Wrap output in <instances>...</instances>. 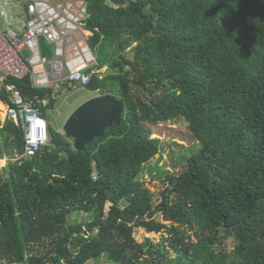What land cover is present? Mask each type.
<instances>
[{
	"label": "trees",
	"instance_id": "trees-1",
	"mask_svg": "<svg viewBox=\"0 0 264 264\" xmlns=\"http://www.w3.org/2000/svg\"><path fill=\"white\" fill-rule=\"evenodd\" d=\"M84 2L88 44L110 71L86 89L123 101L121 124L84 151L49 126L47 146L0 172V261L264 264V0ZM6 83L54 106L28 75ZM179 118L200 147L165 173L157 202L138 178L161 145L147 124ZM14 150L23 133L5 119L0 159ZM76 211L87 221L69 222ZM137 228L161 239L138 242Z\"/></svg>",
	"mask_w": 264,
	"mask_h": 264
},
{
	"label": "built area",
	"instance_id": "built-area-1",
	"mask_svg": "<svg viewBox=\"0 0 264 264\" xmlns=\"http://www.w3.org/2000/svg\"><path fill=\"white\" fill-rule=\"evenodd\" d=\"M2 1L0 96L4 91L9 98L8 104L3 102L5 119L12 121L23 133V151H14L10 158L20 165L48 144L49 122L41 108L48 107L49 98L24 97L6 80L28 75L32 87L51 89L54 98L57 97L56 87H61L63 93L86 88L93 76L102 80L108 67L106 64L98 66L95 52L88 44L91 32L84 27L88 15L84 0H62L56 4L49 0H24L16 17L9 9L2 8ZM42 41L51 46V58L43 53ZM24 50L27 57L22 54ZM0 264L16 262L2 260Z\"/></svg>",
	"mask_w": 264,
	"mask_h": 264
},
{
	"label": "rangeland",
	"instance_id": "rangeland-1",
	"mask_svg": "<svg viewBox=\"0 0 264 264\" xmlns=\"http://www.w3.org/2000/svg\"><path fill=\"white\" fill-rule=\"evenodd\" d=\"M23 1L24 0H3L2 8L9 9L13 16L16 17L22 10ZM49 1L56 4L62 0ZM135 45L136 43H132L126 51ZM108 72L110 71L108 70ZM108 72H106V74ZM54 92L57 94V97H54V99H56L54 106L52 108L49 106L42 107L44 110L42 115L49 122V126L62 134L64 133L62 126L65 120L78 105L91 97L103 94L100 91H89L86 88L70 89L66 93H63L61 87H56ZM0 106H2V109H0V121L3 122L5 120V105L1 100ZM147 126L152 130V137H157L161 140V145L158 154L145 163L138 178L145 181L147 188L150 189L154 199L158 202L160 200L158 198H161V193L168 185L165 173H178L181 171L185 159L196 152L200 144L193 137L187 122L183 118L159 123L155 126L147 124ZM4 160L5 166L0 168V172L13 161L8 157H5ZM157 218L160 219L159 216H157ZM68 221L71 223L86 222L87 214L82 211L73 212L68 216ZM134 236L138 242H143L148 238L153 243H157L161 239L159 234L147 233L143 228H137ZM223 246L227 251H230L234 246L233 238H226L223 242ZM86 264H107V260L104 256H101L97 260H89Z\"/></svg>",
	"mask_w": 264,
	"mask_h": 264
},
{
	"label": "water",
	"instance_id": "water-1",
	"mask_svg": "<svg viewBox=\"0 0 264 264\" xmlns=\"http://www.w3.org/2000/svg\"><path fill=\"white\" fill-rule=\"evenodd\" d=\"M22 54L27 57L26 50ZM123 110V101L111 95L94 96L69 114L62 130L68 138L73 139L74 150L84 151L95 138L104 136L106 128L121 124Z\"/></svg>",
	"mask_w": 264,
	"mask_h": 264
},
{
	"label": "crops",
	"instance_id": "crops-1",
	"mask_svg": "<svg viewBox=\"0 0 264 264\" xmlns=\"http://www.w3.org/2000/svg\"><path fill=\"white\" fill-rule=\"evenodd\" d=\"M5 157H6V155H4V158H2V159H0V168H3V166H5ZM7 158V157H6ZM3 162V163H2Z\"/></svg>",
	"mask_w": 264,
	"mask_h": 264
}]
</instances>
